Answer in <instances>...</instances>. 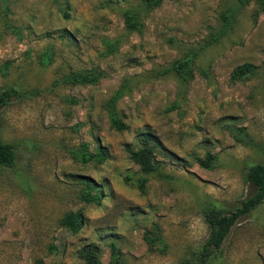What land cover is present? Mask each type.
Returning <instances> with one entry per match:
<instances>
[{
  "label": "rangeland",
  "instance_id": "1",
  "mask_svg": "<svg viewBox=\"0 0 264 264\" xmlns=\"http://www.w3.org/2000/svg\"><path fill=\"white\" fill-rule=\"evenodd\" d=\"M259 2L162 0L145 12L140 0H0V91L31 90L0 107V139L20 143L0 168V264H85L87 244L100 264H264V197L217 249L203 245L204 213L234 208L264 160ZM180 59L188 78L164 71ZM244 62L253 73L231 80ZM91 71L94 83L64 79ZM120 87L116 131L107 100ZM144 134L150 173L126 151ZM97 147L104 159L82 158ZM69 213L75 232L60 223Z\"/></svg>",
  "mask_w": 264,
  "mask_h": 264
},
{
  "label": "trees",
  "instance_id": "2",
  "mask_svg": "<svg viewBox=\"0 0 264 264\" xmlns=\"http://www.w3.org/2000/svg\"><path fill=\"white\" fill-rule=\"evenodd\" d=\"M162 0H140L142 10L145 12L156 7L160 4ZM240 4H245L248 0H237ZM259 10L263 11L262 3L259 2ZM257 13V11L254 12ZM124 22L129 29L137 28L141 25L140 20L137 18L136 13L133 10H127L124 13ZM188 59H180L173 62L168 68L173 69L181 79L188 78L191 76L190 70L188 67ZM254 66L250 63H241L234 66L230 72V79L236 80L240 77L246 76L253 73ZM160 74V72H159ZM101 75V72L91 71L89 74L86 72L71 73L68 76H65L64 79L72 83H94ZM31 91V90H30ZM29 90H20L18 87L11 85L3 88L0 91V107L6 105L11 99L24 98L29 94ZM122 88H118L110 98L107 100L109 109L107 111L110 127L116 131H121L125 129V125L117 117V112L114 108V101L122 93ZM148 135L141 136V146L132 150L126 146V151L129 154L130 159L136 163L144 173H150L155 169V161L152 156V150L154 144L148 143ZM17 140L3 141L0 139V168H11L15 164L17 150L20 146V143ZM262 152L264 156V146L262 147ZM83 159H90L96 157L97 161H101L106 157V150L104 148H98L94 152H87L82 149L81 152ZM209 158V156H207ZM197 163L206 167L207 164L204 160L196 158ZM245 181L249 184L251 189L248 191L247 195L240 199L237 205L234 208L226 209L223 212L210 208L204 213V221L208 228V236L204 241V248L207 247L212 249H217L224 237L227 235L230 227L236 222V220L244 215H247L257 204H259L264 197V160L259 163H254L250 165L244 175ZM124 181H129V177L125 176ZM84 184L88 188H95L94 184L84 181ZM134 185V183H131ZM137 188L143 190L142 184L138 183ZM93 198L98 200L97 195H93ZM66 229L75 232L82 223V220L79 216L74 214H67L60 221ZM114 251V249H113ZM96 249L91 245L87 244L79 249L78 256L83 259L85 264H100L97 255ZM40 264L39 261H37Z\"/></svg>",
  "mask_w": 264,
  "mask_h": 264
}]
</instances>
